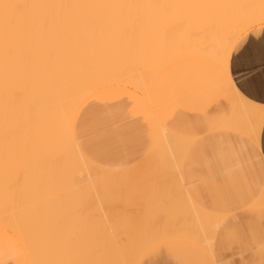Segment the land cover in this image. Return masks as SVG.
<instances>
[{
	"label": "bare ground",
	"instance_id": "6f19581e",
	"mask_svg": "<svg viewBox=\"0 0 264 264\" xmlns=\"http://www.w3.org/2000/svg\"><path fill=\"white\" fill-rule=\"evenodd\" d=\"M263 24L264 0H0V242H16L30 264H139L152 241L213 253L210 209L227 211L216 193L234 183L256 206L248 222L262 223L264 105L217 69ZM210 109L219 120L204 129ZM92 114L120 142L99 159L69 131ZM177 114V125L203 129L198 144L169 127ZM127 129L142 140L121 142ZM219 161L229 185L186 187Z\"/></svg>",
	"mask_w": 264,
	"mask_h": 264
},
{
	"label": "snow or ice",
	"instance_id": "6c2138e0",
	"mask_svg": "<svg viewBox=\"0 0 264 264\" xmlns=\"http://www.w3.org/2000/svg\"><path fill=\"white\" fill-rule=\"evenodd\" d=\"M256 52L257 46L249 41L243 47L238 43L230 49L226 48L220 55L218 74L229 85L235 84L237 92L251 95L253 90L264 89V45L259 47V66L256 62ZM258 67L259 72H257ZM179 116L180 114H177V117L169 122V127L178 134L183 144H198L199 132L203 129L198 128L195 124L177 125ZM199 119L206 129L215 126L219 120V114L210 109ZM69 131L77 137L81 151L86 157L99 159L102 155L114 153L120 148V142L114 138L111 125L101 114H92L87 120L82 116L74 128H69ZM143 136L142 129H127L121 134V142L139 143ZM256 142L257 137L253 130L252 141L249 144L250 150L256 148ZM258 143L260 156L264 158V123H261L259 128ZM212 151L219 153L220 150L214 147ZM243 197L244 188L239 183L222 188L216 193L218 201L227 205L228 208L227 211L219 208L210 209L215 217L214 244L216 251L227 253L228 258L204 260L201 264H236V257L233 256V253L243 249L250 242L248 220L255 216L256 206L250 201L244 200ZM233 207L237 211L232 212ZM259 213L261 217H264V198L261 199ZM262 228H264V221H262ZM261 240L264 243V231L261 233ZM137 254L141 257L140 264H180L179 261L173 259L170 250H167L159 241L144 244L138 249Z\"/></svg>",
	"mask_w": 264,
	"mask_h": 264
},
{
	"label": "crops",
	"instance_id": "0c3cea01",
	"mask_svg": "<svg viewBox=\"0 0 264 264\" xmlns=\"http://www.w3.org/2000/svg\"><path fill=\"white\" fill-rule=\"evenodd\" d=\"M245 35L247 37L245 38V40H244L243 44L241 45V47L246 45L249 41L253 42L257 46V52H256L257 61L256 62H257V65L259 66V64H260L259 47L264 45V39H262V38H264V25H259L257 27H253ZM259 70L260 69L258 67L257 68V72H259ZM243 94L245 96H247L249 99H251V100H253L255 102H258L259 104L264 105V89L253 90L251 95H248L247 93H243ZM222 95H224V94H222ZM208 103L209 104H216L217 101L215 102V101L211 100ZM217 164L220 166L219 169H212V168H209L208 166H206V167H202V168H196L195 170H193V173H195L194 174L195 178L193 177V178H191V180L187 179L186 180V187L189 190H192V191H194V189L196 187H199L201 190H204V189L210 188L211 186L218 190L217 187H219V186L229 185L230 184L229 179L227 178V175L223 172L224 167L228 163L227 162H223V161H219ZM217 179H219V180H217ZM196 180H197V182H196ZM212 180H213V183H212ZM257 225L259 227V232L264 231V228H262V223L261 222H248V231L251 234V240L243 249L237 250L238 253L237 252L233 253V256L236 257V264H248V262H249V264H264V250H263L264 249V243H262V240H261V236H260L261 233H259V235L257 236V232H256V230H258ZM254 236H256V238ZM257 239H259V242L262 243L261 247H256L255 244H256ZM10 241H6V240L4 241L3 240L2 242H0V253H1V255H0V264H30L28 262L29 260L27 258V255L25 254V252L21 248H19L18 245L16 246V244H17L16 242H14L13 240H10ZM171 241L172 242L174 241L173 242L174 244H171L172 243ZM171 241H166V242H169V243L165 242L167 244V245L166 244L165 245H166V247L169 246V245L170 246L172 245V247H170V248L168 247V249L170 250V252L171 251L173 252L172 256L174 254V256H175V257L173 256L174 260H176V261H178V259L181 260V261H179L180 264H193L195 262H196L195 264H201V262L205 259V257H206L207 260L227 259L228 258V254L227 253H224L225 254L224 255L223 253L216 251L215 244H214V250H213V253H212V252H209L208 250L204 249L203 247H200L199 245L194 244L193 242H190V241H185V240H171ZM180 243H183V244H181V246L183 245V247L190 246L191 248L187 247V249L188 250L190 249L191 253L190 252L188 253L187 249L185 250L182 247L178 248L180 246ZM162 244H164V242ZM176 244L178 245V247H176V248L180 249V251L178 249L176 250V248H175V246H177ZM193 244L196 247H198V248L194 249L195 246H193ZM165 245H164V247H165ZM14 246H16V247H14ZM10 247H12V248H10ZM17 248H19L20 251ZM193 249L196 251L197 254L199 253L198 256H196V253L193 252L194 251ZM196 249L202 250L201 253H200L199 250H196ZM245 249H247V250H245ZM1 250H2V252H1ZM4 250H5V252L7 251L6 253L8 254V256L10 254L9 257H7V254L4 255L5 254ZM181 250H183V251H181ZM11 251H13V252H11ZM214 252H215V255H214ZM203 253H205V254H203ZM201 254H203V255H201ZM220 254H221V257L219 256ZM193 255H195V257ZM177 256H178V258H177ZM184 256L185 257L188 256V257H186L187 261H185V262L183 261V260H185ZM179 257L182 258V259H180ZM183 257H184V259H183ZM200 257H203V258H200ZM198 258H199V262L200 263L198 261H196V260H198ZM246 258H247V260H246ZM192 259H193L194 262L192 261ZM244 260H245V262H244Z\"/></svg>",
	"mask_w": 264,
	"mask_h": 264
},
{
	"label": "rangeland",
	"instance_id": "374dc122",
	"mask_svg": "<svg viewBox=\"0 0 264 264\" xmlns=\"http://www.w3.org/2000/svg\"><path fill=\"white\" fill-rule=\"evenodd\" d=\"M264 25V24H263Z\"/></svg>",
	"mask_w": 264,
	"mask_h": 264
}]
</instances>
